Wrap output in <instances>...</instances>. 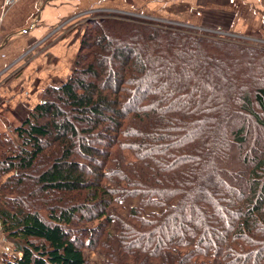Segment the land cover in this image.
I'll return each instance as SVG.
<instances>
[{"label":"trees","instance_id":"16d2710c","mask_svg":"<svg viewBox=\"0 0 264 264\" xmlns=\"http://www.w3.org/2000/svg\"><path fill=\"white\" fill-rule=\"evenodd\" d=\"M0 182L2 264H264V50L90 20Z\"/></svg>","mask_w":264,"mask_h":264},{"label":"crops","instance_id":"0c3cea01","mask_svg":"<svg viewBox=\"0 0 264 264\" xmlns=\"http://www.w3.org/2000/svg\"><path fill=\"white\" fill-rule=\"evenodd\" d=\"M94 9L264 38V0H0V135L19 126L47 89L68 80L83 32L80 19H71Z\"/></svg>","mask_w":264,"mask_h":264},{"label":"built area","instance_id":"2783aa9c","mask_svg":"<svg viewBox=\"0 0 264 264\" xmlns=\"http://www.w3.org/2000/svg\"><path fill=\"white\" fill-rule=\"evenodd\" d=\"M103 17L119 18L141 24L168 28L186 34L201 36L208 39L264 50V38L261 37L234 33L217 26L193 25L189 23H182V22L163 19L159 17L146 16L138 13H127L118 10H108V9H94V10L85 11L84 13H81L80 15L73 17V19L71 20L79 18L84 26V24L90 20L99 19ZM61 28L62 27H59L57 30H60ZM53 35L54 33H51L46 38V40L51 38V36ZM0 264H2L1 259H0Z\"/></svg>","mask_w":264,"mask_h":264},{"label":"rangeland","instance_id":"374dc122","mask_svg":"<svg viewBox=\"0 0 264 264\" xmlns=\"http://www.w3.org/2000/svg\"><path fill=\"white\" fill-rule=\"evenodd\" d=\"M207 26H213V25L210 24V25H207ZM6 138L10 139L11 137L7 136ZM2 139H4V138H1V140ZM3 180H4V178L1 180V182ZM123 204H124V208H123L121 213H122V215L126 216L128 214L129 209L137 205V200L127 199V200L124 201ZM116 227L117 226L114 225L113 226V230H115ZM6 247L11 249V246L4 240V237H3V235L0 232V258H1V261H2V259H4L3 255H8L9 256V254L12 253V251L10 252V250H9L8 253H5V252L3 253L2 251H4V248H6ZM8 248H6V249H8ZM85 257H86V259L88 260V262L90 264H102L103 263L101 255H99L97 253H89V252H87Z\"/></svg>","mask_w":264,"mask_h":264}]
</instances>
